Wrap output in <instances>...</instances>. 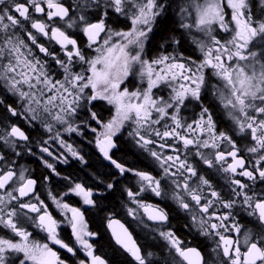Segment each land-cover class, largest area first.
Returning a JSON list of instances; mask_svg holds the SVG:
<instances>
[{"label": "snow or ice", "instance_id": "6c2138e0", "mask_svg": "<svg viewBox=\"0 0 264 264\" xmlns=\"http://www.w3.org/2000/svg\"><path fill=\"white\" fill-rule=\"evenodd\" d=\"M6 2L0 0V5ZM91 4L98 10L94 19L84 14L88 3L80 5L74 16L64 0H24L10 9L0 8V81L25 102V119L39 120L51 134L49 140L81 162L84 156L54 125L81 135V125L89 127L99 153L117 173L136 177V191L124 189L135 204L127 209L129 216L139 218L142 212L149 221L168 224V211L145 202L142 195H164L161 182L168 177L184 193L174 192L172 199L185 212L196 213L191 219L201 235L214 238L212 251L218 264H264V189L257 192L253 187L264 184V0H91ZM257 4L259 16L254 11ZM110 14L123 17L125 27H109ZM18 25L25 36L9 35V28ZM158 35L164 43L157 47L163 51L151 55L149 45ZM186 41L200 54L198 58L177 51ZM49 61L59 67L62 79L52 76ZM132 81L137 83L130 89L127 85ZM209 95L230 118L229 131L218 128L210 106H205ZM192 104L199 111L189 121L183 113ZM98 105L111 106L107 121L94 110ZM5 111L11 116L24 114L13 104ZM82 111L87 119L77 124ZM125 132L156 162L162 176L114 158L116 141ZM29 139L25 130L12 124L0 134V146L19 155L15 148ZM244 140L251 142L244 149L253 157L251 167L239 146ZM40 151L53 157L47 146H40ZM190 153L207 166L209 176L200 175L189 162ZM41 159L47 169L61 175L53 163ZM55 159L68 163V156L62 154ZM13 163H7L0 152V228L12 237L0 236V264H108L97 254L93 239L98 233L89 229L85 218V211L97 204L95 190L64 177L68 190L56 195L47 191L42 199L37 189L51 177L38 180ZM216 173L228 176V198L212 184ZM106 188L114 185L108 183ZM72 195L80 198V206L67 202ZM238 205L259 231L245 228L234 215ZM65 225L71 229V241L61 237ZM107 228L134 264H152L154 254L142 249L124 223L108 218ZM37 230L44 234L40 240L34 237ZM158 235L175 253L177 264H208L205 254L184 245L173 231ZM60 250L69 256L64 258Z\"/></svg>", "mask_w": 264, "mask_h": 264}, {"label": "flooded vegetation", "instance_id": "af4514ba", "mask_svg": "<svg viewBox=\"0 0 264 264\" xmlns=\"http://www.w3.org/2000/svg\"><path fill=\"white\" fill-rule=\"evenodd\" d=\"M24 0H7L5 5H0V8L8 7L11 8V5L14 3H23ZM66 6H71L73 10V15L79 13V6L83 5L85 3H88L90 7L86 8L85 13L89 19H94L95 15L97 14L98 10L96 9L94 4H91V0H64ZM101 3H103V0H101ZM9 14L17 15L13 11L10 10ZM39 15V14H35ZM119 19L122 22V26L118 27L120 29L124 28L127 24V21L124 20L123 17H114V14H110V18L108 19V25L112 26V28H115V19ZM7 23V21H5ZM22 23H24L25 27H29L27 22H24L22 20ZM29 30L30 27H29ZM15 33L18 36H25L24 31L20 28L18 25L16 28H9L8 34L11 35ZM3 33L0 32V36H2ZM103 35V34H102ZM82 39V38H81ZM43 42V39L41 40ZM187 42V41H186ZM188 48L180 47L177 49V51L184 52L186 56H192L194 59L199 57V53L195 52L193 47L191 46L190 42H187ZM149 50L151 55H155L157 51H163V49H158V47L153 48L152 43L149 45ZM87 51V49H86ZM168 52H172V48H167ZM38 55L39 54L37 53ZM3 63H7V59L5 58L3 60ZM50 68L49 70L57 71L59 67L55 64L49 61ZM60 70V69H59ZM61 73V70H60ZM61 75L57 76L56 79H62ZM60 77V78H59ZM131 79V78H130ZM137 81H132V83H128V87L131 89L134 84H136ZM213 84L216 83V80L214 79L212 81ZM167 90H164L166 92ZM162 92L161 94H164ZM16 96H14L11 92L8 91L6 84L3 81H0V99L4 101L2 105H0V134H2L3 130H7V128L15 124L17 126H20L23 130L27 132L30 131L28 129V125H32V121L29 120H17L15 116H11L13 120H2L3 117V111L5 110L6 106L9 104H13L15 107L17 106L16 103ZM205 106H210V110L213 112L214 118L216 119L217 126L222 131H229L232 128V122L229 117H227L219 108L216 107V104L214 103L213 97L211 95L207 96L205 98ZM111 106L104 105V106H97L95 111L98 112V115L100 118L104 121H107L111 115L112 112L110 111ZM199 111L198 108L194 104L189 105L188 109L184 111L183 115L191 121L196 113ZM6 112V111H5ZM9 114V113H8ZM87 119V112H82L79 114L78 119L76 120L77 124H80L81 120ZM35 125V124H33ZM91 127H96L94 122H91ZM60 131L63 130L62 126L58 124L57 127ZM130 130V129H129ZM81 134H71V138L73 140V143H75L74 148H76L82 156H84V162L79 161L76 158H73L70 156V154L67 153L66 150L63 149V146H61L59 143L55 142V144L58 147V150L55 152L56 155H65L68 156V163H63L62 161L58 162L55 159V166L57 171L61 174L60 176H56L54 173L51 172L49 169V174L52 176L55 180L60 181L62 176V168H66L72 164L82 168L84 166H87L88 158L87 155L89 153H93L94 155L98 156V158L105 163L107 166H110L112 168V177L108 179L106 182L99 181V179H96L94 176H90L89 179H77L74 180L78 183L85 184L86 187L93 188L96 192L95 199L97 201V204L95 207H92L85 211V218L88 223V227L91 231L98 233V235L93 239V243L95 244L97 248V254L103 256L107 261L108 264H113L111 260V254L107 252L103 245L101 246V240H100V234L95 228H93L91 221L89 219V214H93L94 210L98 208V201L106 196V194L112 189H107L106 184L108 183H115L116 181L119 183L121 187V192L123 193L122 198L119 202L118 208L114 212H106L103 218V233L105 235V238L109 240V243L111 247L113 248L114 252L117 253L119 256H123L128 259L130 264H134L133 259L122 249L120 248L114 241L111 235V231L107 228V220L108 218H115L117 220H120L122 223L125 224L126 227H128L129 231L132 232L133 237L137 240V243L142 247L143 250H146L147 252H151L154 255L150 258L152 261V264H177L178 258L175 256V253L169 251V247L159 235L158 231H173L176 236L183 241L184 245L188 247H195L198 248L203 254H205L206 260L208 264H218V258L216 257L215 253H213V249L216 247L215 240L212 237H205L200 234L198 225L193 222L191 219V215H195L196 213H187L183 209H181L178 204L172 199L174 192H179L181 195H184V193L180 190L175 188V186L171 183L168 177H164L162 180V191L164 195L161 197H155L151 193H144L143 199L147 203H153L156 205H159L163 208H165L166 211L169 213V223L163 226L158 225L156 222L149 221L146 217L143 216L142 212L139 213V218L131 217L127 214L128 208H134L135 204L129 201V198L127 197L126 192L124 189L131 188L133 191H136L137 189V183H136V177L132 173H128L125 176H120L117 171L110 165V162L105 160L103 156L99 153L98 149L95 146L94 138L95 134L90 130L89 127H84L81 125ZM28 133V132H27ZM29 134V133H28ZM231 134V133H230ZM62 138L66 141L68 138H66L64 135H62ZM30 141V140H29ZM28 141V142H29ZM27 142V143H28ZM118 148L114 150L115 156L114 158L119 159L121 162H124L123 159L117 155V152L119 150L120 143H128V145L131 146V148L134 150V152L140 156V158L143 159L145 165L143 167H139L136 169L149 171L153 175H156L158 178L159 176H162L163 173L157 166L156 162L147 155V153L143 152L141 149L136 147L132 140L127 136V133L125 132L123 135L119 136L117 139ZM27 143H20V144H27ZM239 146L242 150V154L244 155L245 159L249 161L248 167H251L253 157L248 154L244 149L248 146H251V142L248 140H244L242 142H239ZM193 151H195L193 149ZM207 151V150H205ZM0 152H3L6 156V162L7 163H15V155L12 153V149L8 148L7 146H0ZM9 153V154H8ZM13 155H12V154ZM12 156H11V155ZM55 155V156H56ZM14 157V158H13ZM189 162L196 165L198 167V170L200 172V175L202 176H209V172L207 171V166L200 163V158L198 156H194L191 153L189 154ZM13 163V167L17 168V166ZM38 163H41L40 161ZM40 169L46 168L44 164H39ZM127 166V165H126ZM24 169L27 170L26 174L31 175L33 178H36L38 180H43L45 177H50L47 174L40 173L39 171H32L28 166L23 164ZM130 167V166H128ZM19 169V168H17ZM116 175V176H115ZM240 178V177H236ZM176 179L180 180L181 183H183V180H181L179 177ZM245 181H247V178H242ZM193 186L196 184L195 178H193V181L191 182ZM212 184L216 188L217 191L221 192L222 195L225 196V198H228V193L230 191L229 183H228V176L223 173H216L214 176H212ZM50 179L47 180L42 186L38 187V192L41 194L42 199H46L47 191H51L54 195L56 194H63L68 189L66 188L64 191H62V188H55L52 190ZM254 189L259 192L260 190L264 189V184H260L257 182L253 185ZM207 191V190H205ZM46 202L49 204L50 209L54 208V205H52L51 201L46 200ZM67 202L72 204L73 206H80V198L76 197L74 195L67 198ZM87 207V206H85ZM55 214V213H54ZM234 215L241 220V223L244 224L245 228L251 229L253 232L259 231V228L256 224L250 223L249 220L252 218L247 217L246 213L242 211L240 206H237V209L234 210ZM59 218V217H58ZM25 227L28 228L29 231H33V228L29 225L25 224ZM38 233V234H37ZM43 233L34 232V237L37 240L42 239ZM0 236H5V238H12L11 235L7 232L6 229L0 228ZM61 237L65 239V241H71V229L67 226H63L61 230ZM58 248V246H56ZM61 254L64 258H67L69 254L64 252L63 250H60ZM82 258V256L80 257ZM76 259V258H73Z\"/></svg>", "mask_w": 264, "mask_h": 264}, {"label": "trees", "instance_id": "16d2710c", "mask_svg": "<svg viewBox=\"0 0 264 264\" xmlns=\"http://www.w3.org/2000/svg\"><path fill=\"white\" fill-rule=\"evenodd\" d=\"M177 2L182 3L185 1L181 2V0H177ZM173 7H175V5H173ZM122 22L123 21L118 20V19L115 20V23L119 26L123 25ZM159 27L163 28L164 24L161 23ZM172 27H175V26H172ZM163 34L167 36L168 32L165 31ZM174 35L178 39L180 38L179 32H175ZM158 43H164V41L161 40V37L159 35L156 36V38L152 41V47L156 48ZM182 47L188 48L187 42H184ZM2 111L4 113L2 120H9V119L13 120L10 114L5 112V110H2ZM27 132L29 133V137H30L29 140L31 143H36L40 140L39 135L37 133L32 134V132L28 130ZM21 153L25 157L23 159V164L28 166L32 171L41 170L40 173H44L50 176L49 169L47 168L40 169L39 163L36 160L31 159V157H29L28 154H25V150H21ZM117 155H119V157L123 159L124 162H126L127 166L139 168L145 165L143 159L140 158V156H138L134 152V150L131 148L130 145H128V143H125V142L120 143ZM87 158H88L87 166L80 168L72 164L66 168H62L61 169L62 176H61L60 181H57L52 176H50L51 177L50 182L53 185L52 186L53 189H54V185H55V188H62V191H64L67 188L68 181L64 180L63 179L64 177H69L71 178V180L74 181L77 179H83V180L89 179V177L92 175L96 179H99V181L106 182L108 179H110V177H112V175H114V173H112L113 172L112 168L110 166H107L105 163H103L98 158V156L94 155L92 152L89 153V155H87ZM113 185H114V188L112 189V191L108 192L105 197H103L102 199L98 201V208L94 210L93 214H89V219L91 221L93 228H95V230H97L100 234L101 246L103 245V248L111 254V260L113 264H130L127 258L123 256H119L117 253L114 252L113 248L111 247L109 243V240L105 238V235L103 233L104 229H103L102 222H103L105 213L114 212L118 208L119 202L123 195V193L121 192V187L119 183L116 181L115 183H113Z\"/></svg>", "mask_w": 264, "mask_h": 264}, {"label": "rangeland", "instance_id": "374dc122", "mask_svg": "<svg viewBox=\"0 0 264 264\" xmlns=\"http://www.w3.org/2000/svg\"><path fill=\"white\" fill-rule=\"evenodd\" d=\"M182 1H185V2H182ZM181 2L182 3H186L187 2V0H181ZM180 3V2H179ZM255 14L257 15V16H259L260 15V11H261V8H260V5L259 4H257V6H256V8H255ZM114 17H118V15L117 14H114ZM118 19V18H117ZM116 20V19H115ZM119 20V19H118ZM109 27H111L112 28V26L110 25ZM114 29H116V30H119L120 28L118 27V25H115V28ZM221 35H223V34H221ZM92 54H94V53H92ZM51 73H52V76L56 79V77L57 76H59V75H61V73H60V70L59 69H57V71H54V70H49ZM61 77V76H60ZM59 77V78H60ZM25 90H26V86H25ZM17 97V96H16ZM16 103H17V106H16V108H17V110H18V112H21V113H24L23 115H19V116H15V118L17 119V120H24L25 119V115H27V113L25 112V102H23V101H21L18 97L16 98ZM82 112H84V111H82ZM82 112H80L79 114H81ZM41 116L44 118V119H47V117L46 116H44V114L43 113H41ZM32 123L33 124H35V125H28V129L30 130V132H32V134L34 133H37L38 135H39V141L38 142H36V143H31L30 141L27 143V144H18L17 145V147L15 148V152L16 153H19V155H15L14 154V152H13V150H12V153L15 155V159H16V161H15V165L17 166V168H24L23 167V159L25 158L23 155H22V153H21V150H25V154H28L29 155V157H31V159H33V160H36L37 162H41V163H39V164H43V162H42V159H41V157H43V159H46V160H48L50 163H53L54 165H55V152L58 150V147H57V145L55 144V142H53V141H51V140H49V135H51V134H49V133H46V131L44 130V128L42 127V125H41V122L39 121V120H37V121H32ZM58 124H56V125H54V128H55V130L56 131H60L58 128ZM61 132V134L62 135H64L66 138H68L66 141H67V143H69V144H71V145H73V146H75V143H73V140H72V138L70 137L71 136V134H68V133H65V132H63V130L62 131H60ZM40 146H47V147H49V149H50V151H52L53 152V157H49L48 155H47V153H42L41 151H40ZM64 149V148H63ZM64 150H66V149H64ZM11 153V154H12ZM9 154V153H8ZM10 154V155H11ZM12 154V155H13ZM11 155V156H12ZM14 158V157H13ZM51 181V180H50ZM52 186V185H51ZM52 190H54L53 189V187H52ZM66 226V225H65Z\"/></svg>", "mask_w": 264, "mask_h": 264}]
</instances>
